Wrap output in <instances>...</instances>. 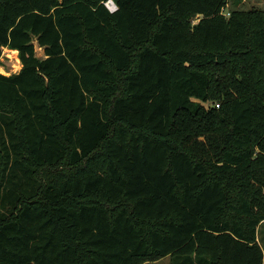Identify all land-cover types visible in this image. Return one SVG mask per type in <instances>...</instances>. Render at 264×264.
Listing matches in <instances>:
<instances>
[{
    "label": "trees",
    "instance_id": "1",
    "mask_svg": "<svg viewBox=\"0 0 264 264\" xmlns=\"http://www.w3.org/2000/svg\"><path fill=\"white\" fill-rule=\"evenodd\" d=\"M107 1L0 0V264H264V9Z\"/></svg>",
    "mask_w": 264,
    "mask_h": 264
},
{
    "label": "rangeland",
    "instance_id": "2",
    "mask_svg": "<svg viewBox=\"0 0 264 264\" xmlns=\"http://www.w3.org/2000/svg\"><path fill=\"white\" fill-rule=\"evenodd\" d=\"M235 1L237 0H229V2H235ZM237 8L242 10H248L253 8L264 9V0H241ZM12 51L7 48L2 49V53L0 57V74L2 75L8 76L10 74L17 73L20 70L21 64L18 59V54L17 52L13 53ZM35 54L40 58L43 57L42 49L35 46ZM257 241L261 245L264 253V223L258 227ZM144 264H170V258L165 257L161 260L155 262H146Z\"/></svg>",
    "mask_w": 264,
    "mask_h": 264
},
{
    "label": "built area",
    "instance_id": "3",
    "mask_svg": "<svg viewBox=\"0 0 264 264\" xmlns=\"http://www.w3.org/2000/svg\"><path fill=\"white\" fill-rule=\"evenodd\" d=\"M105 6L108 8V10L110 12H113L116 10V6L114 5V3L111 1V0H108L106 3H105ZM226 15H228V13H226ZM8 49V48H7ZM10 50V49H9ZM12 51V50H11ZM13 52V51H12Z\"/></svg>",
    "mask_w": 264,
    "mask_h": 264
},
{
    "label": "bare ground",
    "instance_id": "4",
    "mask_svg": "<svg viewBox=\"0 0 264 264\" xmlns=\"http://www.w3.org/2000/svg\"><path fill=\"white\" fill-rule=\"evenodd\" d=\"M17 51L16 50H13V53H16ZM18 61V60H17Z\"/></svg>",
    "mask_w": 264,
    "mask_h": 264
}]
</instances>
